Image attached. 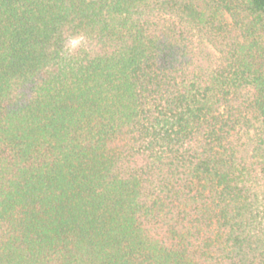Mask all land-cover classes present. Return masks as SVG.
Masks as SVG:
<instances>
[{"label":"trees","instance_id":"obj_1","mask_svg":"<svg viewBox=\"0 0 264 264\" xmlns=\"http://www.w3.org/2000/svg\"><path fill=\"white\" fill-rule=\"evenodd\" d=\"M0 264H264V0H0Z\"/></svg>","mask_w":264,"mask_h":264}]
</instances>
